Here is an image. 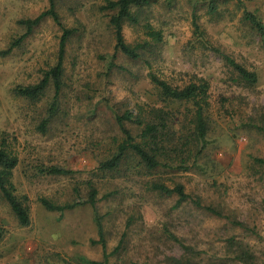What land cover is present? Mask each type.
Segmentation results:
<instances>
[{
	"label": "rangeland",
	"instance_id": "obj_1",
	"mask_svg": "<svg viewBox=\"0 0 264 264\" xmlns=\"http://www.w3.org/2000/svg\"><path fill=\"white\" fill-rule=\"evenodd\" d=\"M106 1L0 0V147L6 142L19 157L13 183L18 196L29 198L31 217L30 226H21L0 191V228L5 232L0 264L104 261L98 216L110 264H171L172 258L188 259L186 264H235L233 244L239 243L263 262L264 131L257 127L264 130V37L244 14L252 12L264 24V0L220 2L214 15L207 0H155L138 24L123 26L131 45L148 39L146 24L162 32L156 53L137 60L116 50L111 13L102 9ZM52 2L60 24L45 17L22 39L28 32L22 22L36 19ZM195 19L206 45L195 36ZM66 30L71 36L59 114L42 132L55 96L53 82L36 101L15 90L40 83L57 65ZM211 48L256 73L258 82H243ZM151 72L173 87L200 78L209 83L206 147L194 165L191 161L190 167H183L189 171L176 167L153 174L102 173L100 164L116 153L123 138L117 116L147 104L172 112L179 130L192 110L190 104L163 102L151 83ZM126 127L134 135L140 132L133 124ZM51 167L70 173L41 172ZM155 181L183 185L192 200L179 206L176 195L163 196L148 186ZM91 185L98 191L96 208L88 203ZM40 198L77 206L50 212ZM174 237L191 246L193 253H186Z\"/></svg>",
	"mask_w": 264,
	"mask_h": 264
},
{
	"label": "trees",
	"instance_id": "obj_2",
	"mask_svg": "<svg viewBox=\"0 0 264 264\" xmlns=\"http://www.w3.org/2000/svg\"><path fill=\"white\" fill-rule=\"evenodd\" d=\"M155 0H107L103 10L111 13L110 24L115 30L116 50L122 52L128 58L137 60L145 55L153 56L156 53L158 46L163 41L161 31L156 30L151 24L145 25L147 40L142 43L131 45L126 43L123 35V26L125 22L133 24L139 23V18L144 9L150 6ZM209 4V12L214 15L218 11V3H229L240 0H207ZM45 17H52L53 20L60 24V19L55 11L54 2L51 3V8L42 13L34 20H26L22 23L27 25L28 32L22 37H27L34 27L38 26ZM244 20L248 22L257 32L264 37V24L261 19L254 13L245 11ZM195 36L204 45L207 44L205 33L201 30L200 25L195 19L194 23ZM71 36V32L66 30L61 39L59 61L51 70L47 71L42 81L36 85L28 87H18L15 92L17 95L29 100H39L51 82L55 87V96L48 109V115L42 122L40 129L46 132L49 123L59 114L60 91L62 89V77L64 74V55L66 43ZM16 45V44H14ZM13 45V46H14ZM13 46L10 48L12 50ZM214 52L220 55L223 60L230 66L240 77V79L248 85H255L258 82L256 73L249 71L241 64L237 63L232 57L223 53L218 48H211ZM151 66V62H147ZM152 85L158 90V94L163 102H174L181 104H190L192 110L186 114L183 124L179 130H176L174 116L172 112H167L164 108L151 107L147 104H138L134 111H126L123 115L117 116L116 121L121 128L123 138L119 142L116 153L110 158L103 161L99 166V171L102 173H115L120 175L125 171H143L145 174H153L159 169L174 170L178 167L179 170L189 171L183 167H190L189 163H196L199 155L203 153L206 147V139L209 134V117L208 108L210 107L209 83L203 79H197L190 82L188 85L180 88L173 87L167 81L159 78L155 73L149 74ZM126 123L133 124L139 133L134 135L130 129L126 127ZM259 130L264 131L260 127ZM184 130L188 131V135L183 134ZM11 148L3 142L0 147V191L11 207L18 222L23 227H28L31 224L29 211V198L27 196H18L16 194V186L13 183L14 171L19 165V157L17 153L10 150ZM178 165V166H176ZM125 169V170H124ZM45 175L50 176H66L69 171L58 167H51L41 170ZM151 189L159 192L163 196L178 197V205L181 206L192 200L191 196L186 193L185 187L181 184H176L169 187L160 182H149ZM90 197L88 203L96 208L98 191L91 185ZM39 202L50 212H64L74 209L77 205L65 204L58 205L46 198H40ZM193 203L211 212L215 215H222L212 207L204 206L201 201L193 200ZM100 243L105 251V259L101 262H90L89 264H110L109 255L107 252V240L104 232L102 218L99 216L96 219ZM5 232L0 228V241L3 240ZM183 249L188 254L193 253L191 246L184 244L183 240L175 238ZM94 243V242H93ZM234 262L235 264H264L259 262L258 258L244 246L242 243L234 245ZM120 247V246H119ZM116 248V250L119 249ZM171 264L189 262L188 259L175 260L170 259Z\"/></svg>",
	"mask_w": 264,
	"mask_h": 264
}]
</instances>
